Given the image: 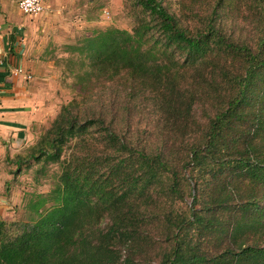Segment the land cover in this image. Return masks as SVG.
I'll return each mask as SVG.
<instances>
[{
	"label": "trees",
	"instance_id": "16d2710c",
	"mask_svg": "<svg viewBox=\"0 0 264 264\" xmlns=\"http://www.w3.org/2000/svg\"><path fill=\"white\" fill-rule=\"evenodd\" d=\"M130 2L131 30L77 47L109 97L77 73L81 101L10 161L60 171L0 219V264H264V0Z\"/></svg>",
	"mask_w": 264,
	"mask_h": 264
},
{
	"label": "rangeland",
	"instance_id": "374dc122",
	"mask_svg": "<svg viewBox=\"0 0 264 264\" xmlns=\"http://www.w3.org/2000/svg\"><path fill=\"white\" fill-rule=\"evenodd\" d=\"M173 1L170 0V2ZM73 5L74 7L65 10V16H70L71 23L63 24L51 42V58L55 63L54 69L56 70L51 73L54 80L53 86H48V88L50 87L54 97L50 101L51 104L49 110L46 111L43 123L34 126L29 143L19 150V153L23 156L26 155L25 150L28 146L35 145L38 142L64 105L74 98L81 101L78 92L79 86L83 84L90 91L92 99L84 100L86 103H92L98 99L105 100L109 97V90L101 89L103 87L101 83L105 80L104 76H99L98 81L95 74L89 76L87 71H92L88 64L90 60L85 55L81 56L78 53L79 49L77 47L82 45L83 37H91L98 31L109 27L131 30L136 24L137 17H135V9L132 7L130 0H76ZM253 23L251 17V37L253 35ZM247 29L249 30L250 27ZM236 32L235 36L239 34L238 31ZM243 37L244 35L241 38ZM77 73L88 79L81 84L79 77L76 76ZM116 82L117 80L113 82V85ZM105 84H112V82L107 81ZM142 100L140 103L142 113L137 114L134 118V122L140 124L138 127L140 130L148 129V126L145 125V117H148V120L155 117L152 101ZM70 151L69 145H66L61 160ZM14 155L10 158L7 157V159L13 161ZM8 165L10 166L6 169L9 170L10 178L0 191L8 196L4 205L8 208L5 207L2 210L3 208L0 207V219L10 222L24 218V209L29 199L32 198V194H46L49 192L60 171V161L43 159L31 164H24L17 173H13L16 170L14 163H8ZM184 202L188 205L191 198L187 197ZM179 205L184 206V203H179ZM196 232V230H193V233Z\"/></svg>",
	"mask_w": 264,
	"mask_h": 264
},
{
	"label": "crops",
	"instance_id": "0c3cea01",
	"mask_svg": "<svg viewBox=\"0 0 264 264\" xmlns=\"http://www.w3.org/2000/svg\"><path fill=\"white\" fill-rule=\"evenodd\" d=\"M44 11L24 13L18 0H0V191L9 181L8 158L29 143L35 125L43 123L54 97L51 42L63 24L65 10L76 0H42ZM17 67L26 74H13ZM48 86H50L48 88ZM18 152V153H17ZM13 157V158H14ZM7 195L0 192V207Z\"/></svg>",
	"mask_w": 264,
	"mask_h": 264
},
{
	"label": "built area",
	"instance_id": "2783aa9c",
	"mask_svg": "<svg viewBox=\"0 0 264 264\" xmlns=\"http://www.w3.org/2000/svg\"><path fill=\"white\" fill-rule=\"evenodd\" d=\"M18 6L24 13L27 14H36L44 11L45 9L42 0H18ZM105 13L108 14L107 11H105ZM13 74H26L27 78H31V74L24 73L23 69L20 67L15 68L13 70Z\"/></svg>",
	"mask_w": 264,
	"mask_h": 264
}]
</instances>
